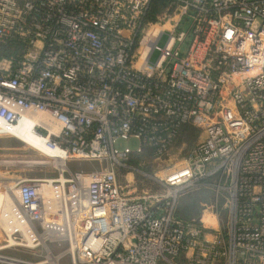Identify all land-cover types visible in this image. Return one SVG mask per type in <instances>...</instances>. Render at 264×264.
<instances>
[{
    "label": "built area",
    "instance_id": "2783aa9c",
    "mask_svg": "<svg viewBox=\"0 0 264 264\" xmlns=\"http://www.w3.org/2000/svg\"><path fill=\"white\" fill-rule=\"evenodd\" d=\"M0 49V121H32L60 162L8 183L6 247L65 244L57 264H264V0H0ZM184 128L199 141L163 166ZM198 191L203 216L177 218Z\"/></svg>",
    "mask_w": 264,
    "mask_h": 264
},
{
    "label": "rangeland",
    "instance_id": "374dc122",
    "mask_svg": "<svg viewBox=\"0 0 264 264\" xmlns=\"http://www.w3.org/2000/svg\"><path fill=\"white\" fill-rule=\"evenodd\" d=\"M164 1H156L153 5L152 13L155 11L158 13L159 9L163 7ZM155 14V15H156ZM149 18L150 20L155 19ZM184 29V27H183ZM186 29V28H185ZM165 42V38L160 41L162 46ZM198 133L193 129L184 128L181 132L179 140L176 146L171 150L169 156L163 162V166L168 163H174L180 161L184 158L186 151L197 141H199ZM136 142L129 141L127 143H119L118 148L124 149L129 148L134 150L136 148ZM39 152L36 149H33L31 146H28L26 143L21 142L11 133L7 132L0 126V177L6 179L8 182H11L12 178L16 176H21L23 178H40V177H53L56 175V169L51 158H49L44 153ZM147 162V160H146ZM16 163V164H15ZM160 163L159 166L152 164H145V171L152 173L153 168H159L162 166ZM103 162H83V161H71L68 163V167L72 171H92L99 169L103 166ZM155 169L154 171H156ZM129 172L120 173V181L125 185L127 184L124 176ZM129 179L135 184L138 193L141 191H154L155 186L148 180L141 177L138 173L129 174ZM1 187V185H0ZM1 189V188H0ZM0 194V199H1ZM213 202L212 194L208 191H198L186 194L179 198L175 215L177 218L187 221L191 219L198 220L203 216V210L206 206H210ZM1 204V201H0ZM223 201H220V206L222 207ZM204 206V207H203ZM227 209H221V218L223 221H226ZM188 218V219H187ZM207 222H211L213 228H215V223L213 218L205 216ZM211 226V227H212ZM3 223L0 220V256L6 258H12L15 260H20L23 262H28L30 264H38L46 262V251L44 250H29L22 247L10 246L6 247L7 244L4 242L3 234ZM208 239L211 238V234L207 233L206 236ZM51 253L53 256H58L65 249V244L58 245H49ZM0 264H14L9 262H0ZM46 264V263H45ZM60 264H70L67 256H64L60 260ZM160 264H165L161 262ZM176 264H189L187 261L178 260Z\"/></svg>",
    "mask_w": 264,
    "mask_h": 264
},
{
    "label": "bare ground",
    "instance_id": "6f19581e",
    "mask_svg": "<svg viewBox=\"0 0 264 264\" xmlns=\"http://www.w3.org/2000/svg\"><path fill=\"white\" fill-rule=\"evenodd\" d=\"M0 126L4 130H6L7 132L11 133L14 137H16L21 142H23L24 140L27 142H32L34 145V146H32L33 149H36L39 152L44 153L48 157H54L55 156L52 152L48 151L45 148L44 141L40 137L35 135L34 132L32 131V126H33L32 121L26 122V123H20L19 125H17L14 128L6 126L3 122L0 121ZM23 143H25V142H23ZM54 163L59 164L60 162L58 161V159H55ZM8 183L9 182L6 179L0 177V185H1L0 194L2 196L0 199V201H1L0 219L1 220H2V214H3L4 210H6L12 202L14 203V200L9 196L10 191L7 188ZM2 189H4V190L2 191ZM56 260H57L56 257H53V256L48 254L46 257L45 263L46 264H57ZM6 261H8L7 258L0 256V262H6ZM45 263H38V264H45Z\"/></svg>",
    "mask_w": 264,
    "mask_h": 264
},
{
    "label": "trees",
    "instance_id": "16d2710c",
    "mask_svg": "<svg viewBox=\"0 0 264 264\" xmlns=\"http://www.w3.org/2000/svg\"><path fill=\"white\" fill-rule=\"evenodd\" d=\"M156 12L157 11H155L154 13H152V12H150V16H149V18H153L154 17V15L156 14ZM1 50V49H0ZM0 53H2V55H5L4 53H3V50H1L0 51ZM204 207V206H203ZM177 215V214H176ZM188 219V218H187ZM180 261V260H184V259H182V257H179L178 259H177V261ZM185 261V260H184Z\"/></svg>",
    "mask_w": 264,
    "mask_h": 264
},
{
    "label": "crops",
    "instance_id": "0c3cea01",
    "mask_svg": "<svg viewBox=\"0 0 264 264\" xmlns=\"http://www.w3.org/2000/svg\"><path fill=\"white\" fill-rule=\"evenodd\" d=\"M23 142H25L28 146H31V147L34 146L32 142H27V141H25V140H24ZM15 164H16V163H15ZM17 177H20V176H16V177L12 178V180H10V181L12 182V181H13L15 178H17ZM182 259H183V257H182Z\"/></svg>",
    "mask_w": 264,
    "mask_h": 264
}]
</instances>
